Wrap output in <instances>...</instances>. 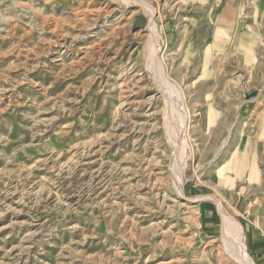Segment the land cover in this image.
Listing matches in <instances>:
<instances>
[{
  "label": "rangeland",
  "instance_id": "rangeland-1",
  "mask_svg": "<svg viewBox=\"0 0 264 264\" xmlns=\"http://www.w3.org/2000/svg\"><path fill=\"white\" fill-rule=\"evenodd\" d=\"M225 216L264 264V0H0V264H241Z\"/></svg>",
  "mask_w": 264,
  "mask_h": 264
},
{
  "label": "bare ground",
  "instance_id": "bare-ground-1",
  "mask_svg": "<svg viewBox=\"0 0 264 264\" xmlns=\"http://www.w3.org/2000/svg\"><path fill=\"white\" fill-rule=\"evenodd\" d=\"M140 6H144V5L140 4ZM145 10H146V12H148L147 9H145ZM149 14H150V16L153 17L154 14H155V11L150 9ZM225 144H226V140L224 142V145H222V147L223 146L225 147ZM220 150H221V148H220ZM220 150H219V152H220ZM228 215H229V213H228ZM235 224L236 223H234L233 218L231 216H225V228L229 232V235L231 237L230 239H231L232 245L234 246L236 252L240 255V260L242 261L241 264H250L249 257H248V252L246 250L245 243H244V238L239 233V231H238L239 229L237 230Z\"/></svg>",
  "mask_w": 264,
  "mask_h": 264
},
{
  "label": "crops",
  "instance_id": "crops-1",
  "mask_svg": "<svg viewBox=\"0 0 264 264\" xmlns=\"http://www.w3.org/2000/svg\"><path fill=\"white\" fill-rule=\"evenodd\" d=\"M241 17H243V13H238V19H240Z\"/></svg>",
  "mask_w": 264,
  "mask_h": 264
}]
</instances>
